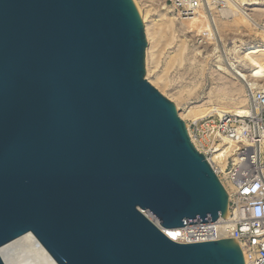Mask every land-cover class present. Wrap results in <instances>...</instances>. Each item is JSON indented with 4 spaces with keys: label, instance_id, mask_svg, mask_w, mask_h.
<instances>
[{
    "label": "water",
    "instance_id": "obj_1",
    "mask_svg": "<svg viewBox=\"0 0 264 264\" xmlns=\"http://www.w3.org/2000/svg\"><path fill=\"white\" fill-rule=\"evenodd\" d=\"M147 45L134 0H0V247L32 231L59 264H245L237 238L163 231L227 217L229 195Z\"/></svg>",
    "mask_w": 264,
    "mask_h": 264
},
{
    "label": "rangeland",
    "instance_id": "obj_2",
    "mask_svg": "<svg viewBox=\"0 0 264 264\" xmlns=\"http://www.w3.org/2000/svg\"><path fill=\"white\" fill-rule=\"evenodd\" d=\"M172 1L139 0L148 19L145 31L153 33L145 77L175 104L179 114L195 107L208 109L195 120L207 138L216 131L208 119L226 114L240 121L255 110V99L264 94V54L254 55L259 64L244 55L247 48L264 45V0H196V9L188 12ZM203 20L206 29L193 25ZM146 39L149 45L147 33ZM237 70L244 80L236 78ZM234 107L247 112L241 114Z\"/></svg>",
    "mask_w": 264,
    "mask_h": 264
},
{
    "label": "built area",
    "instance_id": "obj_3",
    "mask_svg": "<svg viewBox=\"0 0 264 264\" xmlns=\"http://www.w3.org/2000/svg\"><path fill=\"white\" fill-rule=\"evenodd\" d=\"M172 3L185 12L197 6L196 0H173ZM253 109L244 116L239 115L242 118L240 121L236 116L226 114L218 120L208 119L212 122V130L216 131H212L207 138L201 134L197 121L189 124L193 143L205 154L228 192L229 215L216 221L185 224L172 230L177 232V242L215 241L226 238L222 227L230 222L233 225L231 234L240 242L245 264H264V94L255 99ZM231 144L233 151L222 169L220 161L214 160V154ZM148 216L159 225L154 215Z\"/></svg>",
    "mask_w": 264,
    "mask_h": 264
},
{
    "label": "bare ground",
    "instance_id": "obj_4",
    "mask_svg": "<svg viewBox=\"0 0 264 264\" xmlns=\"http://www.w3.org/2000/svg\"><path fill=\"white\" fill-rule=\"evenodd\" d=\"M134 1L138 7L143 19H144V23H145L146 28H147V24H148L147 14L144 11H141L142 9L140 7L139 0H134ZM255 3H257V2H255ZM193 25L197 29H200V30L206 29V21H204V20L200 21V22L194 21ZM146 33H147V37H148V41H149V45H148L147 53H146L147 54L146 62H147V65H149V63L151 61V55H152L150 49H151V45L153 43V33H151L150 30H148V29H146ZM246 50L248 52L246 54H244L246 56L245 58H248L249 61H251L252 63L259 64L258 59L254 58V55H256L258 53L264 54V45H262V44L261 45H255V46H252L250 48H247ZM235 68H237V67H234V65H233V67L231 69L234 70ZM233 73L237 76L236 77L237 79L240 78L241 80H244L245 75L243 73H241L240 71L237 70V71H234ZM155 79L157 80V82L159 81L158 77H155ZM234 108H236L238 111H240L239 113H241V114H245L247 112L246 110H241V108H239V107H234ZM213 109H216V107ZM208 111H209L208 109H201V108L195 107V108H190L185 112H181L180 115L184 120L187 121V126L189 127L190 123L188 122V120H197L201 116L200 114L207 113ZM230 147H232V149H230V151L229 150L225 151V149H223L222 151L214 154V160L220 161L219 165L222 169H224L225 166L227 165V158H229V156H231V153L233 151V145H230ZM227 217H224V218H227ZM232 226L233 225L230 222L224 223L222 228H223V230H225L226 238H235L231 234ZM164 230L166 231L167 235L170 238H172L174 240H178V238L176 236L177 235L176 230H172V229H164ZM238 243L240 245L239 241H238ZM0 255L2 256L3 260L5 261V264H59L54 259V257L50 254V252L47 250V248L42 244V242L37 238V236L32 231H29V232L15 238V239L11 240L10 242L6 243L5 245L1 246L0 247Z\"/></svg>",
    "mask_w": 264,
    "mask_h": 264
}]
</instances>
